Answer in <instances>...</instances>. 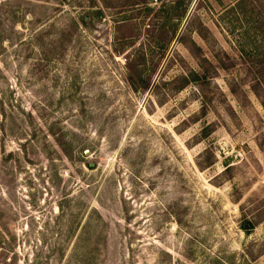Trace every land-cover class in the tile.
<instances>
[{"label":"rangeland","instance_id":"1","mask_svg":"<svg viewBox=\"0 0 264 264\" xmlns=\"http://www.w3.org/2000/svg\"><path fill=\"white\" fill-rule=\"evenodd\" d=\"M0 264H264V0H0Z\"/></svg>","mask_w":264,"mask_h":264},{"label":"trees","instance_id":"2","mask_svg":"<svg viewBox=\"0 0 264 264\" xmlns=\"http://www.w3.org/2000/svg\"><path fill=\"white\" fill-rule=\"evenodd\" d=\"M193 76H194V77H196V78H198V77H199V76H197V75H195V74H193Z\"/></svg>","mask_w":264,"mask_h":264}]
</instances>
